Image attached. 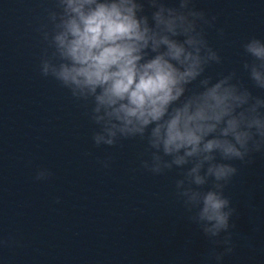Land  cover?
<instances>
[{"label":"water","instance_id":"obj_1","mask_svg":"<svg viewBox=\"0 0 264 264\" xmlns=\"http://www.w3.org/2000/svg\"><path fill=\"white\" fill-rule=\"evenodd\" d=\"M53 4L0 0V241H10L0 244V264H205L213 245L175 195L178 170L145 172L139 139L96 148L83 102L40 74L38 29ZM194 4L217 16L225 31L219 38L208 30L223 64L206 74L240 70L242 43L264 37V0ZM109 157L110 168L98 163ZM231 163L238 172L225 195L236 209L230 219L235 251L223 264H264V153H254L251 163ZM41 168L53 175L36 181Z\"/></svg>","mask_w":264,"mask_h":264},{"label":"clouds","instance_id":"obj_2","mask_svg":"<svg viewBox=\"0 0 264 264\" xmlns=\"http://www.w3.org/2000/svg\"><path fill=\"white\" fill-rule=\"evenodd\" d=\"M45 11L40 74L83 102L96 148L139 139L145 172L178 170L175 195L213 245L205 264H223L235 251L236 209L225 195L238 172L231 161L264 153V94L253 91L264 93V37L242 43L240 70L213 76L208 68L223 57L208 30L225 31L194 0H54ZM98 163L110 168L111 158ZM52 175L41 168L35 180Z\"/></svg>","mask_w":264,"mask_h":264}]
</instances>
